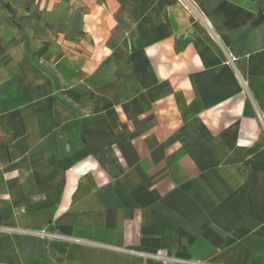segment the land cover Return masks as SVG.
Here are the masks:
<instances>
[{"label": "crops", "instance_id": "1", "mask_svg": "<svg viewBox=\"0 0 264 264\" xmlns=\"http://www.w3.org/2000/svg\"><path fill=\"white\" fill-rule=\"evenodd\" d=\"M194 263L264 264V0H0V264Z\"/></svg>", "mask_w": 264, "mask_h": 264}, {"label": "built area", "instance_id": "2", "mask_svg": "<svg viewBox=\"0 0 264 264\" xmlns=\"http://www.w3.org/2000/svg\"><path fill=\"white\" fill-rule=\"evenodd\" d=\"M42 237H45L47 239H50V240H59V241H67V242H70V243H81L80 240L78 239H74V238H67L65 236H61V235H58V234H53V233H42L41 234ZM157 259L161 260L162 262L164 263H174V261L176 262V260L174 259H171V258H167V257H163V256H155ZM195 264H201V263H195Z\"/></svg>", "mask_w": 264, "mask_h": 264}, {"label": "rangeland", "instance_id": "3", "mask_svg": "<svg viewBox=\"0 0 264 264\" xmlns=\"http://www.w3.org/2000/svg\"><path fill=\"white\" fill-rule=\"evenodd\" d=\"M187 8H188V7H187ZM26 19H28V18H26ZM24 20H25V18H24ZM15 23H16V24L18 23V24H24V25H25L26 21L22 22V20L19 19V20H15ZM46 69L50 71V68L47 67V66H46ZM194 264H195V263H194Z\"/></svg>", "mask_w": 264, "mask_h": 264}]
</instances>
